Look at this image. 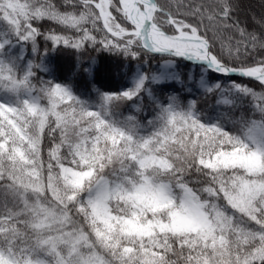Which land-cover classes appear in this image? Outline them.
Here are the masks:
<instances>
[{
  "label": "snow or ice",
  "instance_id": "6c2138e0",
  "mask_svg": "<svg viewBox=\"0 0 264 264\" xmlns=\"http://www.w3.org/2000/svg\"><path fill=\"white\" fill-rule=\"evenodd\" d=\"M241 11V0H0V264H264V32ZM88 48L138 62L123 88L84 98L54 78L51 52ZM155 56L161 69L145 71ZM178 59L199 73L182 78ZM169 81L192 98H158L152 86ZM144 96L143 121L117 118Z\"/></svg>",
  "mask_w": 264,
  "mask_h": 264
},
{
  "label": "trees",
  "instance_id": "16d2710c",
  "mask_svg": "<svg viewBox=\"0 0 264 264\" xmlns=\"http://www.w3.org/2000/svg\"><path fill=\"white\" fill-rule=\"evenodd\" d=\"M60 5L62 0H55ZM242 11L241 19L248 25L250 31H255L258 34L264 32L261 24L256 23L264 17V0H241ZM255 17V20L253 19ZM53 27H57L53 25ZM147 63L143 65L145 71H159L163 60L159 56L146 58ZM121 61H123V69L121 68ZM176 71L181 74L182 78L188 74H198L200 69L198 66L186 60L176 61ZM91 66L92 73L89 75L84 72L85 67ZM138 62L129 61L126 57H120L115 53H108L106 51H94L88 48L87 51L74 52L72 50H56L50 53L48 67L54 74V78L60 82H68L75 89L77 94L87 98V93L92 91L93 86L102 91H119L127 83L123 73L127 72L129 68L135 70ZM211 75V73H209ZM41 75H44L41 73ZM237 81L244 80L248 83L247 78H236ZM195 81L184 80L186 87H191L193 95L198 100V107L204 114H213L216 110L215 100L212 97H204L200 95L195 87ZM257 91L261 88L258 84H250ZM155 95L160 99H166L169 95H177L180 100L186 97H192L185 91L177 82H165L152 86ZM94 95V93H93ZM247 107V105H245ZM152 100L148 96H144L141 104V111L136 112L129 103H121L114 109L117 118L122 119L124 116L134 114L138 119L143 121L145 114L152 111ZM223 111V109H220ZM239 115V111L237 112Z\"/></svg>",
  "mask_w": 264,
  "mask_h": 264
}]
</instances>
